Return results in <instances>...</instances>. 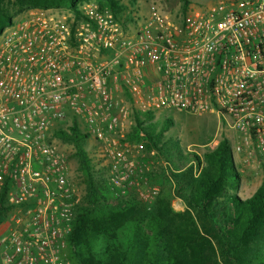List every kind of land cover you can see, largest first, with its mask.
<instances>
[{
  "label": "built area",
  "instance_id": "2783aa9c",
  "mask_svg": "<svg viewBox=\"0 0 264 264\" xmlns=\"http://www.w3.org/2000/svg\"><path fill=\"white\" fill-rule=\"evenodd\" d=\"M77 8L31 7L0 32V264H69L83 193L54 130L92 138L107 187L146 205L160 189L129 154L135 113L214 114L232 155L264 172V0L180 20L154 4L129 17L97 0Z\"/></svg>",
  "mask_w": 264,
  "mask_h": 264
},
{
  "label": "trees",
  "instance_id": "16d2710c",
  "mask_svg": "<svg viewBox=\"0 0 264 264\" xmlns=\"http://www.w3.org/2000/svg\"><path fill=\"white\" fill-rule=\"evenodd\" d=\"M81 1L0 0V32L14 16L9 3L18 12L64 6L77 11ZM97 1L116 13L125 10L121 0ZM181 1L186 13L190 0ZM153 116L135 113L127 137L142 134L171 165L172 191L182 200L183 211H174L163 193L149 208L134 192L114 196L110 191L106 198L105 179L97 173L78 128L53 131L72 145L85 189L66 237L73 264H264V178L252 195L240 197V175L226 137L202 154L184 151L178 141H162L173 120L163 118L157 127ZM7 210L0 192V216Z\"/></svg>",
  "mask_w": 264,
  "mask_h": 264
},
{
  "label": "rangeland",
  "instance_id": "374dc122",
  "mask_svg": "<svg viewBox=\"0 0 264 264\" xmlns=\"http://www.w3.org/2000/svg\"><path fill=\"white\" fill-rule=\"evenodd\" d=\"M219 1H223L229 5L238 2V0H190L187 11L208 9ZM121 2L125 6L123 13L128 17L132 13L147 15L150 4L158 6L166 13L170 14L173 19L180 20L185 14L182 11L181 0H121ZM226 6L228 5L226 4ZM8 8L12 15L15 16L18 13L16 7L11 5V3L8 4ZM7 23L8 22L5 24ZM164 114L173 120V124L164 131L162 141L166 143L178 141L179 146L184 151H193L197 154H202L215 147L222 137V132H226L228 135L233 133L232 130H227L224 127L220 128L214 114L205 113L202 115H191L173 109H165L156 114L155 119L157 127H160L163 119L162 115ZM125 141L130 148L129 154L134 157L143 168L147 169L151 182L159 187L160 193L168 196L172 209L174 211H183L185 206L182 200L173 194L172 191L173 183L169 177L171 165L157 152L155 147L150 145V142L142 136V134L139 138L133 139L128 138L126 135ZM230 142H233L231 138ZM57 143L62 150L69 153L71 176L84 194V184L81 180V174L78 171V161L73 155L72 145L60 139H57ZM95 145L96 143L92 138H88L85 141V149L88 151L97 173L100 174L102 173L100 169L102 158L100 153L96 150ZM233 158L235 167L240 175L238 194L242 198L248 197L260 186L264 178V172L256 160L253 159L252 155L246 153H233ZM196 171L197 169L195 167L194 172ZM110 191L109 188H106L105 197L108 199H110ZM143 205L149 208V205L144 203ZM1 219L2 216H0V220ZM65 250L69 259V264H73L70 258L67 241Z\"/></svg>",
  "mask_w": 264,
  "mask_h": 264
}]
</instances>
